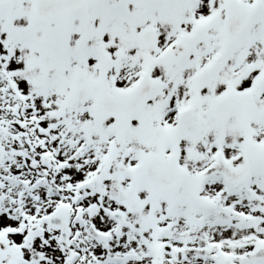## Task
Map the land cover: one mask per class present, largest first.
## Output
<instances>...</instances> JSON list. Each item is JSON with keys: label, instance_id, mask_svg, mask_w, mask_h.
I'll use <instances>...</instances> for the list:
<instances>
[{"label": "snow or ice", "instance_id": "1", "mask_svg": "<svg viewBox=\"0 0 264 264\" xmlns=\"http://www.w3.org/2000/svg\"><path fill=\"white\" fill-rule=\"evenodd\" d=\"M0 264H264V0H0Z\"/></svg>", "mask_w": 264, "mask_h": 264}]
</instances>
